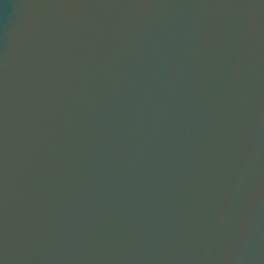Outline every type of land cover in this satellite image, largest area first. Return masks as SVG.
Wrapping results in <instances>:
<instances>
[{"label": "water", "instance_id": "95a60500", "mask_svg": "<svg viewBox=\"0 0 264 264\" xmlns=\"http://www.w3.org/2000/svg\"><path fill=\"white\" fill-rule=\"evenodd\" d=\"M0 264H264V0H0Z\"/></svg>", "mask_w": 264, "mask_h": 264}]
</instances>
